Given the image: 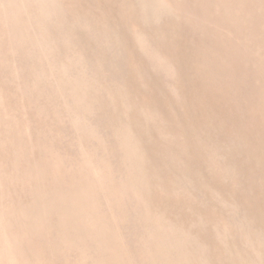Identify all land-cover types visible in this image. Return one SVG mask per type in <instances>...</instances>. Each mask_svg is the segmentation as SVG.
I'll use <instances>...</instances> for the list:
<instances>
[{
  "label": "rangeland",
  "instance_id": "374dc122",
  "mask_svg": "<svg viewBox=\"0 0 264 264\" xmlns=\"http://www.w3.org/2000/svg\"><path fill=\"white\" fill-rule=\"evenodd\" d=\"M0 264H264V0H0Z\"/></svg>",
  "mask_w": 264,
  "mask_h": 264
}]
</instances>
